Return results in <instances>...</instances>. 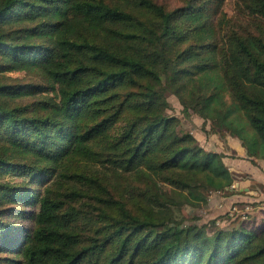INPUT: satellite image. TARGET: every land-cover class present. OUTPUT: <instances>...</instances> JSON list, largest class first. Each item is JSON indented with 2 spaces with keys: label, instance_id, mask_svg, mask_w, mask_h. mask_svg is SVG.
Wrapping results in <instances>:
<instances>
[{
  "label": "trees",
  "instance_id": "1",
  "mask_svg": "<svg viewBox=\"0 0 264 264\" xmlns=\"http://www.w3.org/2000/svg\"><path fill=\"white\" fill-rule=\"evenodd\" d=\"M223 2L0 0V264H264V210L229 229L173 210L232 195L240 176L169 94L264 160V33L223 30ZM247 7L264 19V0ZM18 70L60 100L3 81ZM111 173L136 177L130 195Z\"/></svg>",
  "mask_w": 264,
  "mask_h": 264
},
{
  "label": "rangeland",
  "instance_id": "2",
  "mask_svg": "<svg viewBox=\"0 0 264 264\" xmlns=\"http://www.w3.org/2000/svg\"><path fill=\"white\" fill-rule=\"evenodd\" d=\"M159 4H163L166 8L173 9L181 6L184 0H154ZM248 0H224L221 10V21L223 30H233L240 34H255L259 35L264 33V19L254 13H251L247 7ZM43 73L34 70H18L14 72H7L5 74L4 82L15 81L14 83H34L38 82L44 86V91L41 96L52 98L54 101L60 100V95L54 83L49 82ZM40 97L35 98L39 100ZM33 100L32 97H27L20 101L21 104ZM169 102L171 109L169 114L175 115L180 118L181 127L186 131H192L198 138L200 143L209 149L220 151L225 154L226 158L237 159L240 161L246 160L239 155L237 147L235 146L236 140L228 139L227 137L214 133L210 129V124L206 123L199 115L190 114L186 115L179 99L175 95L169 94ZM239 144V143H237ZM263 163L261 162L260 165ZM264 175V169H261ZM108 181L111 183L110 190L115 195H130V183L135 184L136 177L125 174L124 178L118 177L116 174L111 173L108 175ZM240 178H250L251 174H239ZM239 178V179H240ZM261 178L262 175H261ZM264 179V178H263ZM16 181V179H14ZM251 187L259 192L264 193V184L258 183ZM165 189L168 186L163 185ZM207 203L189 204L185 203L182 206L174 207L175 220L184 222L185 225L198 223L200 225L207 224L211 229L217 227L222 229H229L234 226L240 225L243 221L248 224H256L261 220L260 212L264 208V200L259 199L257 195H253V199H245L241 201L231 200V196H218L215 193L208 194ZM240 200V199H239ZM84 204V203H83ZM22 210H33L34 207L15 205ZM250 206V210L246 212V207ZM234 207L239 211H233ZM20 220V219H19ZM23 229L31 228L32 222L28 220H20L19 224ZM3 253H0V256Z\"/></svg>",
  "mask_w": 264,
  "mask_h": 264
},
{
  "label": "crops",
  "instance_id": "3",
  "mask_svg": "<svg viewBox=\"0 0 264 264\" xmlns=\"http://www.w3.org/2000/svg\"><path fill=\"white\" fill-rule=\"evenodd\" d=\"M227 138L233 139L229 136H227ZM234 140L239 143H235L239 155L241 157H244L246 160L240 161L237 159L225 158V163L231 172L235 174L249 173L251 174V176L247 179H238V181L235 183V188H237V191L230 195L231 197L229 198L234 201H241L249 198L253 199V195H257L259 199L264 200V193L262 191L259 192L251 187L252 183H255L254 185L261 182L264 184V175L261 172V169H264V160H258L257 164H253L251 160L247 158L245 149L242 147L240 141H238L237 139ZM261 162L263 163L262 165H260ZM261 175L263 178H261ZM215 195L218 196L219 194L215 193ZM261 210H264V208H262Z\"/></svg>",
  "mask_w": 264,
  "mask_h": 264
},
{
  "label": "built area",
  "instance_id": "4",
  "mask_svg": "<svg viewBox=\"0 0 264 264\" xmlns=\"http://www.w3.org/2000/svg\"><path fill=\"white\" fill-rule=\"evenodd\" d=\"M250 209H251L250 206H247V207H246V212H247L248 210H250ZM233 211H239V210H238L237 208L234 207V210H233Z\"/></svg>",
  "mask_w": 264,
  "mask_h": 264
}]
</instances>
